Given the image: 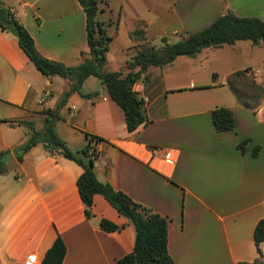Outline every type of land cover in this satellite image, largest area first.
<instances>
[{
	"label": "crops",
	"instance_id": "1",
	"mask_svg": "<svg viewBox=\"0 0 264 264\" xmlns=\"http://www.w3.org/2000/svg\"><path fill=\"white\" fill-rule=\"evenodd\" d=\"M0 1L14 11L44 57L74 66L82 53L88 56L87 18L78 0ZM227 12L264 20V0H100L96 18L106 33L111 28L118 34L126 19L136 24L128 33L134 40L126 47L130 58L148 43L151 22L159 25L161 37L185 31L180 39ZM138 28L144 29L145 39L131 35ZM262 45L237 40L150 66L145 72L149 81L142 80V73L133 84L148 121L129 132L123 110L104 84L107 94L102 96L93 81L85 84L93 75L58 106L68 80L42 75L16 36L0 30V152L8 151L0 174V264H22L30 254L40 262L56 235L66 246L62 264H118L133 249L134 225L101 195L94 196L93 216L85 215L76 185L82 167L75 161L41 143L17 159L14 149L31 132L25 122L42 129L47 111L55 110V130L71 150L85 146L86 133L103 138L93 163L99 181L166 218L174 264L254 262L259 255L253 231L264 218V99L256 111L244 107L227 78L250 68L264 86V53L251 58ZM216 51H229L232 61L247 58L220 76L209 64ZM122 68L105 65L125 73ZM200 89L209 94L191 92ZM220 106L233 113L231 131L217 132L212 125L211 110ZM244 139L249 141L241 151L237 144ZM256 146L260 150L253 156ZM102 218L124 226L105 231ZM260 247L264 260V242Z\"/></svg>",
	"mask_w": 264,
	"mask_h": 264
},
{
	"label": "trees",
	"instance_id": "2",
	"mask_svg": "<svg viewBox=\"0 0 264 264\" xmlns=\"http://www.w3.org/2000/svg\"><path fill=\"white\" fill-rule=\"evenodd\" d=\"M87 18L86 36L89 47L88 56L82 53V60L74 66H67L62 62L48 59L41 55L32 36L25 26L16 18L15 13L0 1V30L13 33L19 46L33 63L36 69L44 76L58 75L68 80L67 89L58 106L66 102L68 96L79 91L86 78L97 77L107 89L109 97L123 110L126 128L134 131L139 125L147 123V114L144 101L133 89L136 78L145 73L150 66H165L181 55L195 56L203 48L217 47L223 44H232L237 40H249L253 44L264 42V20L255 16H237L227 12L217 17L208 26L198 31L188 33L174 43H168L163 37L164 44L160 47L146 43L140 44L133 55L125 62L126 72L108 71L107 52L111 37L107 35L102 22L97 18L98 3L100 0H78ZM93 16V26L88 25V19ZM143 28L135 29L132 36L145 39ZM95 53V56L92 54ZM137 68V70H134ZM238 70L227 78V85L237 97L241 105L256 111L264 99V86L253 79L251 93H242L234 86V78L246 72ZM142 80L149 81V75L144 74ZM256 100V101H255ZM211 122L217 132L231 131L235 121L232 111L228 107L220 106L211 110ZM57 111H47L42 129H35L30 122H25L30 128L25 141L14 149L16 157L22 160L23 154L37 143H41L50 152H62L64 156L75 161L82 167V173L76 180L81 201L84 204V213L89 218L93 216L92 206L94 196L101 195L116 211L135 228L134 246L131 252L117 260L118 264H174L167 249V220L151 208L134 201L126 193L114 189L109 183L97 179L93 163L98 155L97 143L103 138L86 133L87 142L78 150H71L60 138L54 127ZM249 139L237 144V148L244 151ZM260 146H256L252 155L257 156ZM8 151L0 152V174L5 171V155ZM124 224H116L106 218L100 220V227L105 231L119 230ZM253 241L259 257L252 263L239 262L238 264H264L261 243L264 242V218L260 219L253 231ZM66 246L60 235H56L51 246L44 253L39 264H62Z\"/></svg>",
	"mask_w": 264,
	"mask_h": 264
},
{
	"label": "rangeland",
	"instance_id": "3",
	"mask_svg": "<svg viewBox=\"0 0 264 264\" xmlns=\"http://www.w3.org/2000/svg\"><path fill=\"white\" fill-rule=\"evenodd\" d=\"M113 1H117V0H113ZM140 1L144 3V1L150 2L151 0H140ZM135 25L136 24L132 22L130 19H126L125 21L119 24L118 34H114L113 32H111L112 29L108 28L107 33L111 34V39L113 40L115 39L113 41V48L111 49V51L108 52V55H107L108 56L107 57V68L109 70H122L123 69L122 67L124 66V61L129 58L128 56L129 54L127 53L126 47H128L130 44H133L134 42V40L131 37H129L128 33L131 29H133V27H135ZM203 25L205 24H202V26H200L198 30L203 29L204 27L208 26V25L206 26H203ZM159 29H160L159 25L156 22H151L149 24V27H147V35L149 37L148 44L153 45L155 47H160L164 44L163 37H166L168 43H174L179 39V35L182 36L183 34H186L185 31L181 30L180 32L177 33L178 35L169 33L161 37L159 36ZM187 33H192V32H187ZM228 52L227 51H224V52L216 51L214 52L215 54L211 55V57H213L214 60L212 61V63H209V64L211 65V67L216 69V71L218 72L220 76H222V74L229 71L234 66H241L242 64H244V60L247 58V56L242 55V57H240L239 59L232 61L230 59ZM263 53H264V45L259 47L258 52H256L255 54H251V58L257 60L261 57ZM215 59H218V60L215 61ZM261 67H264V66H261ZM253 79H254L253 74L251 72V69L249 68L246 70L244 74H242L239 77L234 78V86L242 93L243 92L251 93L252 92L251 86H253L252 84L254 82ZM204 80H205L204 77H201L198 79V81L201 83L204 82ZM92 81L96 85V88L98 89L101 96L104 94H107L104 86L100 83V80L96 77L89 79V81H87V83L85 84H88V82H92ZM225 88H227V86ZM191 92L192 94H196L198 96L200 95L207 96L209 94V93L207 94L206 91H203V89H200L199 91H191ZM70 95L68 97H71Z\"/></svg>",
	"mask_w": 264,
	"mask_h": 264
},
{
	"label": "built area",
	"instance_id": "4",
	"mask_svg": "<svg viewBox=\"0 0 264 264\" xmlns=\"http://www.w3.org/2000/svg\"><path fill=\"white\" fill-rule=\"evenodd\" d=\"M22 264H39V260L35 255L30 254L26 257Z\"/></svg>",
	"mask_w": 264,
	"mask_h": 264
},
{
	"label": "water",
	"instance_id": "5",
	"mask_svg": "<svg viewBox=\"0 0 264 264\" xmlns=\"http://www.w3.org/2000/svg\"><path fill=\"white\" fill-rule=\"evenodd\" d=\"M93 24H94V17L91 16V17L88 19V25L91 27V26H93ZM92 56H95V53H93Z\"/></svg>",
	"mask_w": 264,
	"mask_h": 264
}]
</instances>
